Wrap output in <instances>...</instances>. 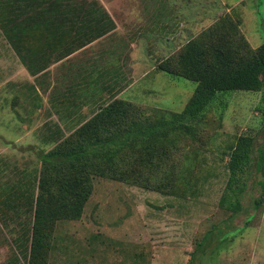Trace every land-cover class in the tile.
<instances>
[{
  "label": "rangeland",
  "instance_id": "1",
  "mask_svg": "<svg viewBox=\"0 0 264 264\" xmlns=\"http://www.w3.org/2000/svg\"><path fill=\"white\" fill-rule=\"evenodd\" d=\"M28 1L39 7L45 0ZM95 1L86 0L79 37L92 26L107 32L85 49L87 45L64 57L72 43L68 35L22 37L24 52L35 58L36 75L0 24V204L5 210L0 216V264H29V251L24 254L15 239L27 236L22 224L31 227L34 218L23 185L41 170L42 151L72 138L116 99L129 102L143 120L182 112L197 83L167 73L161 65L176 60L189 41L222 20L244 35L245 48L256 50L264 42V0H98L114 27L92 14ZM22 3L0 0V10L15 17ZM85 67L88 82L107 74L104 91H93L88 83V97L84 95L78 81ZM62 76L70 80V88L74 83L73 93L63 99L69 102L65 107L53 104ZM262 95L220 94L202 118L192 121L196 127L191 134L175 136V146L168 145L169 156L154 174L140 161L144 153L122 154L118 165L124 171L93 178L82 217L55 223L46 264H188L197 242L230 216L221 201L230 175V147L241 135L256 136L258 144L264 141ZM250 181L246 199L252 215L234 219L240 230L216 246L214 259L205 264H264V188L259 184L264 176L256 174ZM260 194L263 201L255 209L251 202Z\"/></svg>",
  "mask_w": 264,
  "mask_h": 264
},
{
  "label": "trees",
  "instance_id": "2",
  "mask_svg": "<svg viewBox=\"0 0 264 264\" xmlns=\"http://www.w3.org/2000/svg\"><path fill=\"white\" fill-rule=\"evenodd\" d=\"M23 1L21 14L26 15L10 17L0 10V24L6 28L11 45L33 75L38 74L35 58L24 52V35L29 37L46 32L68 35L72 43L64 53L66 57L107 32L100 33L92 26L89 33L79 37L80 29L85 27L82 15L88 13L86 0H45L39 7L32 6L28 0ZM95 2L92 14L95 12L104 21L109 19L114 27L115 23L104 7L98 0ZM68 29L71 30L64 33ZM244 42V35L225 19L189 41L176 60L162 63L163 71L197 83L182 112L162 113L143 120L137 117L129 102L116 99L84 123L72 138L40 153L41 170L31 175L33 180L29 185H23L24 191L30 193L28 203L34 208V218L31 227L22 224L27 236L15 239L16 246L25 249L24 254L29 251V264H46L55 223L82 217L93 192V178L124 171L118 165L122 154L131 155L138 150L144 153L140 161L146 162L154 174L156 166L169 156L168 145L175 146V136L191 134L196 127L192 121L202 118L220 94L262 91L264 102V42L256 50L245 48ZM230 149L227 164L230 175L221 199L230 216L214 224L197 242L188 264L212 261L219 249L216 246L227 242L229 236L240 230L234 227V219L239 215H252L246 198L250 180L255 179L256 174L264 176V141L258 144L256 136L241 135ZM259 184L264 188V181ZM262 201L260 194L251 203L257 209ZM4 212L0 204V216Z\"/></svg>",
  "mask_w": 264,
  "mask_h": 264
},
{
  "label": "crops",
  "instance_id": "3",
  "mask_svg": "<svg viewBox=\"0 0 264 264\" xmlns=\"http://www.w3.org/2000/svg\"><path fill=\"white\" fill-rule=\"evenodd\" d=\"M87 47H88V45L85 46L84 49L87 48ZM85 55L87 57L86 59H88V54H85ZM45 71H47V70H45ZM83 72L84 73L81 75V79L78 82H81L83 84L84 89L82 90V92L84 93V95L86 97H88V83L91 85V89L93 91H96V89H97L98 93L99 92L101 93V91H104L105 90L104 85H105V83H107V80L109 78L106 73H104V74L101 73L100 74V77L95 76L94 79H92L91 82H90V80L88 82V79L91 78L88 75V68L85 67V69L83 70ZM66 77H68V76H66ZM111 77H113V75ZM61 79H63V76L61 77ZM115 79H117V77ZM58 84H60L59 85L60 87H59V89L55 90V93L58 95L57 96L58 100L55 103H53V104L55 106H58L59 105V107L62 106L63 104H64V107L65 106H68L69 105V102L64 103L63 102V99L66 98V97H68V95L70 93H73V91H74V88H73L74 83L71 84V88L69 86L70 85V80L69 79H63L62 81H60V83L58 82ZM86 104H88V102Z\"/></svg>",
  "mask_w": 264,
  "mask_h": 264
}]
</instances>
